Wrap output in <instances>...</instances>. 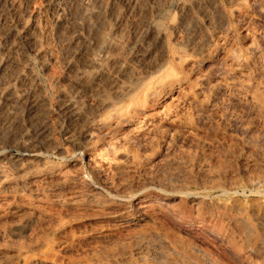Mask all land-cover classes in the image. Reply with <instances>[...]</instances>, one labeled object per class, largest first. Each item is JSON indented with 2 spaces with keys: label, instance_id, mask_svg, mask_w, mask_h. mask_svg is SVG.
I'll use <instances>...</instances> for the list:
<instances>
[{
  "label": "rangeland",
  "instance_id": "1",
  "mask_svg": "<svg viewBox=\"0 0 264 264\" xmlns=\"http://www.w3.org/2000/svg\"><path fill=\"white\" fill-rule=\"evenodd\" d=\"M158 58L182 80L115 132L123 170L82 162L110 138L96 105ZM27 146L35 181L12 164ZM0 172V264H264V0H0Z\"/></svg>",
  "mask_w": 264,
  "mask_h": 264
},
{
  "label": "bare ground",
  "instance_id": "2",
  "mask_svg": "<svg viewBox=\"0 0 264 264\" xmlns=\"http://www.w3.org/2000/svg\"><path fill=\"white\" fill-rule=\"evenodd\" d=\"M136 4V3H135ZM130 5V4H129ZM189 11V10H188ZM96 19V18H95ZM183 22H184V20H183ZM210 22V21H209ZM120 25V24H119ZM86 26V25H85ZM157 26V25H156ZM190 29V28H189ZM154 34H155V37L157 38V41H160L161 39H159L160 37H163L161 34H160V31L158 30V29H156V30H154ZM79 39V38H78ZM155 41V40H154ZM156 41V42H157ZM162 41V40H161ZM160 41V42H161ZM99 42V41H98ZM156 42H154L155 43V46H156ZM160 42H159V44H160ZM192 42V41H191ZM190 42V43H191ZM208 42V40H205V45H206V43ZM153 43V44H154ZM163 43V42H162ZM96 44H98V43H96ZM157 44H158V42H157ZM204 44V42L201 44L202 46H204L205 47V45H203ZM88 45V44H87ZM92 45V44H91ZM94 46H96V45H94ZM152 46V45H151ZM154 46V45H153ZM155 46H154V50L156 49L155 48ZM189 46V45H188ZM97 47V46H96ZM95 47V48H96ZM108 47H110L109 46V44L107 45V44H101V43H99V49L98 48H96L97 50H101L100 52H102L101 54H103L105 51H107L108 50ZM112 47V46H111ZM110 47V48H111ZM94 48V47H93ZM196 48H198V46L196 47ZM95 49V50H96ZM151 49V48H150ZM160 49V48H159ZM203 49V48H202ZM109 50H111V49H109ZM157 50V49H156ZM197 50V49H196ZM112 51H114V47H113V50ZM111 51V52H112ZM160 51H161V49H160ZM203 50H201V52H202ZM107 52H109V51H107ZM152 52H153V50H152ZM151 52V53H152ZM200 52V53H201ZM116 53V52H115ZM140 53V52H139ZM146 53H147V51H146ZM150 52H148L147 54H145V56L147 57V59L150 61V58H148L149 56H150V54H151ZM154 53H156V55H157V51H155ZM154 53H153V55H154ZM100 54V53H99ZM209 54V53H208ZM105 55V54H104ZM160 55H162V53H160ZM159 55V56H160ZM165 55V54H164ZM151 56H152V54H151ZM150 56V57H151ZM158 56V57H159ZM163 56V55H162ZM166 56V55H165ZM236 56H238V55H236ZM82 57V56H81ZM91 57H92V55H91ZM140 57H142V55L140 56ZM145 57V58H146ZM231 57H235V56H231ZM84 58H85V56H84ZM117 58V57H116ZM138 58V57H137ZM142 58H144V56L142 57ZM152 59H153V56L151 57ZM155 58V57H154ZM164 58V57H163ZM239 58V57H238ZM238 58H234L235 60V66H239L240 65V60H238ZM89 59V58H88ZM141 59V58H140ZM146 59V60H147ZM151 59V60H152ZM161 59L162 58H158V59H154V60H152L151 61V63H149V62H147V63H149L148 64V69H153V71H146V77L142 80L141 79V81H139V82H137L136 84H135V87L133 88V90L130 92V94H128V97H127V99H126V101H127V103L126 104H119V105H116V104H114V102L110 99L109 100V98L108 99H105V100H102V101H98L99 103H98V105H96V106H98L97 108H98V113L93 117V119H92V121H93V123L95 124V126H96V128L98 127V128H101V129H103L102 131H104L105 133H106V135L107 136H110V138H109V140L107 139V142L104 144L105 145V147H103L104 145H102V147L103 148H105V149H103V151L101 150H97L98 151V153H96V152H90V151H87V149L91 146V148H92V141L94 140V137H95V135H93V134H95V131L92 133V132H90V133H88L87 134V139L89 140V142H90V140L92 139V141L90 142V144L88 145V142H87V144L85 143V144H83V145H81V144H78V145H76V146H74L75 147V154L77 153V155L79 156V157H81L82 158V160L81 159H76L77 161H79L80 162V160L82 161V162H84L85 164H88L89 162V159L90 160H92L93 161V158H95L96 157V161H97V163H99V162H104V163H106V164H110V163H113L114 164V166L116 165V169H118V168H120V166L122 167V165L120 164V159L119 158H117L118 156H117V153H118V151L120 150V148H121V146H122V142H125L126 140H125V137H126V135L125 134H122V139L120 140L121 141V143L120 144H116V142H118L117 141V138H116V133H118V130L119 129H121L124 125H131V127H130V129L128 130V133L130 132V134H132V133H135L134 131H136L137 132V130L138 131H140L139 130V126H140V128H142L143 126L141 125V124H143V121H144V117H145V115H140V114H142L141 113V108L142 107H144L145 106V104H146V102L147 101H150V100H154L155 99V101L157 100V98H159L158 97V95L160 94V93H164V94H169V92L171 91V90H173L175 87H178L179 86V83H180V81L182 80V78H178V74H176L175 72H173V71H170L169 73H167V74H164V75H161V74H152V73H157L156 71H159V69H160V67L162 66V61H161ZM83 60V59H82ZM87 60V59H86ZM109 60H111V59H109ZM138 60V59H137ZM142 60V59H141ZM191 60V59H190ZM243 60V59H242ZM140 61V60H139ZM244 61V60H243ZM142 63H143V60L141 61ZM140 62V63H141ZM145 62V61H144ZM178 62V61H177ZM88 64V66H91L90 68H92V66H94V65H96V59H94V57H92V58H90L89 60H88V62H87ZM118 63V62H117ZM121 63V62H120ZM114 64V63H113ZM119 64V63H118ZM144 65H145V68L147 67V65L145 64V63H143ZM242 64V63H241ZM104 65V64H103ZM115 65V64H114ZM119 65H121V64H119ZM138 65V64H137ZM243 65V64H242ZM97 66H98V64H97ZM96 66V67H97ZM112 66V65H111ZM142 66V65H141ZM95 67V66H94ZM95 67V68H96ZM114 67V66H113ZM112 67V68H113ZM90 68H89V70H90ZM118 68V71L117 72H119V66L117 67ZM129 68V67H128ZM158 68V70H155V69H157ZM111 69V68H110ZM127 70V69H126ZM126 70H123V72L124 71H126ZM130 70V69H129ZM131 70H133V68L131 69ZM136 70H138V68H136ZM77 71V70H76ZM121 71H122V69H121ZM120 71V72H121ZM139 71V70H138ZM119 72V73H120ZM123 72H121L122 73V75H123ZM82 73V72H81ZM80 73V77L82 76V74ZM85 73V72H84ZM116 73V72H115ZM120 73V74H121ZM126 74H127V72H125ZM130 74L129 75H131V72H129ZM142 73H145L144 71L142 72ZM86 74V73H85ZM101 74V71H96V72H94L93 73V75L90 77V78H92V79H98L97 78V76H99ZM103 74V73H102ZM101 74V75H102ZM106 74H107V72H106ZM118 74V73H117ZM119 74V75H120ZM109 75V74H108ZM125 75V74H124ZM123 75V76H124ZM138 75V74H137ZM78 76V75H77ZM76 76V77H77ZM104 76H105V74H104ZM121 76V75H120ZM132 76V75H131ZM139 76H140V74H139ZM79 77V76H78ZM126 77V76H125ZM83 78V77H82ZM122 78V77H121ZM127 78V77H126ZM132 78H133V76H132ZM139 78V77H138ZM81 79V78H80ZM122 79H124V78H122ZM128 80H129V78H127ZM100 80V79H99ZM102 80V79H101ZM127 80V81H128ZM133 80V79H132ZM93 81V80H92ZM95 81V80H94ZM98 81V80H97ZM109 81V80H108ZM183 82V81H182ZM181 82V83H182ZM80 83V82H79ZM98 83V82H97ZM104 83V82H103ZM95 85H96V83H95ZM92 86V85H91ZM94 86V85H93ZM120 86V85H119ZM181 86V85H180ZM86 87V86H85ZM98 87V86H97ZM126 87H127V85H126ZM86 88H88V87H86ZM123 89L125 88V87H122ZM91 91V90H90ZM93 91V90H92ZM124 91H125V89H124ZM64 94V93H63ZM164 94H163V96H164ZM69 95V94H68ZM105 95V94H104ZM122 95V93L121 92H119V91H114V93H113V95L112 96H114L115 98L116 97H119V96H121ZM107 97H108V95H106ZM157 96V98H155ZM166 96V95H165ZM63 97L64 98H66V100L68 101V103H69V105H68V109H71L72 110V112L77 108H75V105L74 104H72L73 103V101H72V103L70 102L71 100H69V99H67V97H65V95H63ZM102 97V96H101ZM113 97V98H114ZM104 98V97H103ZM122 101V100H121ZM148 103V102H147ZM152 103L154 104L155 102H150L149 103V106L150 105H152ZM93 104H94V102H93ZM97 104V103H96ZM77 106V105H76ZM147 106H148V104H147ZM148 106V107H149ZM95 107V106H94ZM147 107V108H148ZM151 107V106H150ZM145 108V107H144ZM146 109V108H145ZM150 109V108H149ZM163 109V108H162ZM147 111H148V109H146ZM167 110V109H166ZM95 111V110H94ZM162 111V110H161ZM71 113V112H70ZM84 113V112H83ZM150 113V112H149ZM155 113V112H154ZM155 114H157V112L155 113ZM155 114H153L152 113V115H154V117H156V116H158V114L157 115H155ZM147 115H148V113H147ZM149 118V117H148ZM80 119V118H79ZM152 119V118H151ZM86 120V119H85ZM87 121V120H86ZM146 121V120H145ZM160 121V120H159ZM88 122V121H87ZM95 126H94V128H95ZM127 126H125V129L126 128H128ZM93 128V127H92ZM91 128V129H92ZM124 129V130H125ZM94 130V129H93ZM98 130V129H97ZM102 131H100V132H102ZM120 131V130H119ZM98 133H99V131H97ZM103 132V133H104ZM116 132V133H115ZM123 132V131H122ZM122 132H119L120 134L122 133ZM103 133H102V135H103ZM136 134V133H135ZM98 135V134H97ZM119 135V134H118ZM99 136V135H98ZM128 136V135H127ZM84 138H85V136H84ZM96 138V137H95ZM96 140H97V138H96ZM95 140V141H96ZM125 140V141H124ZM94 141V142H95ZM75 144V143H74ZM24 146V145H23ZM28 146H30V145H28ZM24 147V149H23V151L18 155V158L16 159V160H14L13 161V166H14V168H15V170H16V172H22V173H24L25 175L28 173V176H29V179L30 178H34L35 180H36V178H35V176H39V174H38V171H36V170H31L32 169V166L34 165L33 164V162H35V160L37 159V157L39 156V154H38V152L36 151V150H34V149H32L31 147ZM125 147V146H124ZM93 148H95V147H93ZM38 150V149H37ZM125 150V149H124ZM93 151V150H92ZM96 151V150H95ZM74 152V151H73ZM131 153V152H130ZM74 155V154H73ZM118 155H121L120 153L118 154ZM74 157V156H73ZM76 158H77V156H75ZM74 157V158H75ZM74 158H73V160H74ZM38 160V159H37ZM36 160V161H37ZM81 163V162H80ZM92 163H96L95 161H93ZM122 163V162H121ZM102 163H100V165H101ZM102 165H104L105 166V164H102ZM35 166V165H34ZM59 166V165H58ZM61 166V165H60ZM94 166H96V164L94 165ZM101 166H99V168H100ZM64 168V167H63ZM91 168V167H90ZM94 168V167H93ZM67 170V169H66ZM120 170H123V169H121L120 168ZM40 172V171H39ZM41 173V172H40ZM42 175H43V180H42V183H43V181L47 184H49V182H51L52 181V183H54L53 181H57L58 183L59 182H65V181H67L70 177H69V175L67 174V171H65L64 169H62L61 167H51L50 169H48V170H45V171H43L42 173H41ZM81 177V176H80ZM9 178V176H6L4 173L2 174L1 172H0V187L2 186V185H7V186H10L11 187V182H12V178H10V179H12L11 180V182H10V179H8ZM15 179V178H14ZM33 179V180H34ZM85 178H83V180H84ZM34 180V181H35ZM31 182H33V181H31ZM56 182V183H57ZM13 183V182H12ZM15 183V182H14ZM67 184V183H66ZM4 191V190H3ZM10 191V190H9ZM76 198V197H75ZM75 200H73V198H70L69 200L67 199V201H65V203H67V204H72L73 202H74ZM24 214V213H23ZM46 249H48V248H46ZM45 249V250H46ZM122 256H124V255H122ZM137 256V255H136ZM42 258V257H41ZM121 259V258H120ZM123 261V260H122ZM125 261V260H124ZM40 262H41V260H40ZM121 262V261H120ZM28 263V262H27ZM122 263V262H121ZM25 264V263H24ZM29 264V263H28ZM31 264V263H30ZM106 264V263H105Z\"/></svg>",
  "mask_w": 264,
  "mask_h": 264
}]
</instances>
